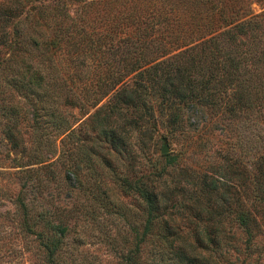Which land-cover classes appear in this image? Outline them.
<instances>
[{
	"label": "trees",
	"instance_id": "1",
	"mask_svg": "<svg viewBox=\"0 0 264 264\" xmlns=\"http://www.w3.org/2000/svg\"><path fill=\"white\" fill-rule=\"evenodd\" d=\"M98 1L56 0L52 7H38L31 17L35 26L48 18L61 21L57 22L59 35L42 43L55 48L50 55L39 48L42 41L37 36L28 35L29 43L42 52L43 61L36 65V72L40 74L44 60H48L50 79H45V74H33L28 79L21 75L14 77L13 83L30 101L33 125L39 129L41 139L47 134L41 132L45 123L65 137L75 135L79 139L82 133V142H90L86 146L88 155L96 154L111 174L122 176V187L137 191L144 199L147 220L135 254L127 255L129 264H140L131 259L136 258L143 235L149 233L160 257L167 252L171 256L168 259L175 257L178 264H207L208 256L201 248L206 239L219 246L223 226L220 220L233 201L229 192L236 185L234 178L245 177L234 169L233 160L222 155L211 172L203 171L196 179L193 176V181L186 177L191 186L167 182L163 174L178 163L179 154L164 152L157 157L148 152L147 141L153 139L155 121L148 126L144 115H154V107L160 106L169 110L168 120L175 123L180 121V109L186 102L194 107L209 105L221 113L241 117L242 125L251 128L254 138L264 143V10L254 12L251 7L254 1L264 5V0H105L112 5L111 10L103 23L96 24L90 6L98 7ZM14 32L22 33L20 20L14 24ZM2 36L6 37L3 30ZM23 36L20 46L31 49ZM62 52L69 55L67 64L52 63ZM76 69L88 74L82 81L88 91L81 98L66 93L62 97L59 92L64 88L69 91L70 87L65 80L58 81L57 74L62 70L73 75ZM58 103L94 107L81 120L84 131L80 123L74 125L80 119L70 121ZM5 110L11 114L6 135L16 145L15 126L22 115L14 108ZM251 113L256 120L261 119L260 125ZM257 155V179L252 188L258 192L257 206L264 208V147ZM130 174L135 177L133 183L127 180ZM195 188L199 190L195 201L202 199L196 209L183 200H174V194ZM21 206H25L24 201ZM187 207L203 220L187 221L191 239L172 213L175 208ZM256 212L252 206L240 210L234 223L250 235L260 221ZM52 229L60 236L65 233L59 224H53ZM59 243L58 237L45 243L50 264H55ZM225 264L237 263L229 260Z\"/></svg>",
	"mask_w": 264,
	"mask_h": 264
},
{
	"label": "rangeland",
	"instance_id": "2",
	"mask_svg": "<svg viewBox=\"0 0 264 264\" xmlns=\"http://www.w3.org/2000/svg\"><path fill=\"white\" fill-rule=\"evenodd\" d=\"M55 3L56 0H0V31L6 32V37L0 38V264H50L45 243H51L57 237L60 243L54 254L55 264H129L127 255L135 254L134 249L147 220L144 199L137 191L122 187V176L111 174L96 154L88 155L86 146L90 142H82V133L79 139L75 135L65 137L56 134L57 129L45 123L46 130L41 132L47 134L41 139L39 129L33 125V107L13 83L21 75L28 79L33 74L37 77L45 74L44 78L50 79L46 69L48 60L42 62L44 68L40 74L36 72V65L43 61L42 52L29 43L28 35H35L42 41L39 48L47 55L55 51V48L45 47L42 43L59 35L57 22L60 20L48 18L40 21V26H35L31 18L38 7H52ZM96 4V8L90 6V14L96 24H101L112 5L109 6L105 0ZM251 7L254 12L264 10L259 1L252 2ZM69 13L73 14V10L69 9ZM17 20L22 22L23 34L14 32ZM63 23L68 24L66 21ZM22 36L32 50L20 46ZM56 55L58 58L52 63L67 64L68 54ZM80 66L82 68L83 65ZM48 68L51 70L50 66ZM76 71L73 75L62 70L57 74L58 81L63 79L70 87L69 91L66 88L61 90L68 92H59L62 97L66 93L81 98L88 91L82 86L88 74L79 69ZM93 73L89 72V75ZM155 98L147 97V100ZM58 105L67 117H71L70 121L72 118L80 119L74 125L80 123L84 131V121L81 120L94 107ZM159 107H154L152 116L148 117L147 112L144 119L148 126L155 121L153 139L147 141L148 152L161 157L160 154L164 153L161 148L166 144V152L179 154L178 163L168 167L163 174L167 182L191 186L186 177L193 181V176L196 179L203 171L211 172L214 163L222 160L223 156L233 160L234 169L245 177L234 178L236 185L229 192L233 201L220 220L223 226L219 246L206 239L205 247L201 248L202 253L208 256L207 264H225L229 260L237 264H264V208L257 206L258 192L252 188L257 179V153L263 149L264 143L254 138L251 128L242 125L241 117L221 113L209 105L194 107L187 106L186 102L180 109V121L175 123L168 120L169 110ZM6 108H14L13 111L22 115L15 126L16 145L6 135V123H11V114H7ZM251 117L256 120L254 113ZM260 121L256 120V125H260ZM134 178L130 174L127 180L133 183ZM198 193V188L176 193L174 200H183L196 209L202 201H195ZM21 201H24V207ZM249 206L255 207V214L260 219L250 235L234 223L238 221V212ZM172 213L174 221L184 227V233L191 239L187 221L203 220L189 207L175 208ZM53 224L64 226V235L54 231ZM200 226L204 223L200 222ZM143 237L139 252L134 260L130 258L131 261L178 264L173 259L175 257L168 259L171 256L167 252L163 257L155 253L157 248L150 233Z\"/></svg>",
	"mask_w": 264,
	"mask_h": 264
},
{
	"label": "water",
	"instance_id": "3",
	"mask_svg": "<svg viewBox=\"0 0 264 264\" xmlns=\"http://www.w3.org/2000/svg\"><path fill=\"white\" fill-rule=\"evenodd\" d=\"M161 151H162V152H166V151H167V145H166V144H164V145L162 146Z\"/></svg>",
	"mask_w": 264,
	"mask_h": 264
}]
</instances>
